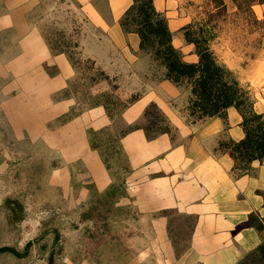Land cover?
<instances>
[{"label": "crops", "instance_id": "obj_1", "mask_svg": "<svg viewBox=\"0 0 264 264\" xmlns=\"http://www.w3.org/2000/svg\"><path fill=\"white\" fill-rule=\"evenodd\" d=\"M61 1L62 6L72 1L77 16L92 27L90 37L95 41V52L107 59L103 70L111 73L123 69V65L133 67L134 77L141 75L146 58L140 52L141 38L137 32H125L121 25L133 0ZM41 3L42 0H0V30L13 27L21 38L20 55L14 63L24 64L22 69L26 71L21 73V83H16V87H21L18 99H25L28 108V115L23 116L35 121L36 117L46 119L49 126L46 124L45 130L49 139L56 137L62 167L78 165L79 173L88 171L89 179L79 176L82 184L72 194L81 202L90 191L94 195L96 191L106 192L120 178L111 172L115 163L103 156V143L88 130L112 127L115 118L104 103L72 113L78 99L69 85L78 66L68 51L50 45L36 23L35 14ZM155 4L158 8L157 0ZM175 7L177 3L168 0L163 4L168 11ZM28 56L36 58L37 73L31 70L34 62L28 66ZM134 77L127 76L130 82ZM161 84L173 86L168 80ZM170 101L159 95L158 89H149L119 113L126 128L117 142L128 171L123 175L124 202L132 203L138 213L146 215L152 234L144 257H149L156 243L159 264H239L262 242L260 231L247 222L251 213L264 217V166L257 169V174L238 176L232 170L234 160L220 148L223 135L235 139L244 136L242 127L237 125L238 115L230 117L229 125L218 117L194 122ZM151 102L162 108L177 131L148 136L145 110ZM36 122L41 126L39 120ZM96 168L106 172V182L95 175ZM69 172L61 176L66 195H70Z\"/></svg>", "mask_w": 264, "mask_h": 264}, {"label": "rangeland", "instance_id": "obj_2", "mask_svg": "<svg viewBox=\"0 0 264 264\" xmlns=\"http://www.w3.org/2000/svg\"><path fill=\"white\" fill-rule=\"evenodd\" d=\"M168 1L177 3V7L168 11L163 9L167 0H157L158 9L168 16L174 31V43L182 48L186 58L195 59L191 55L193 45L185 43L181 27L198 22L205 28L217 58L234 71L242 86L251 91L257 110L264 113V4H254L250 12L240 9L233 0H224V7L217 6L215 0ZM61 3V0H42L35 14L36 23L42 27L50 45L56 50L68 51L78 66V73L69 85L78 99L77 108L72 113L104 103L110 116L115 118L112 127L96 132L92 127L88 130L103 143V156L108 162L115 163L111 172L120 178L113 183L115 191L112 195L102 191H96L94 195L90 191L81 202L72 196L82 184L78 177L88 180V171L79 173L78 165L62 167L56 137L49 139L45 130L46 119L36 117L39 126L35 125L37 122L33 117L23 116L28 115V108H25V99H18L21 87H16V83H21L24 64L14 63V58L20 55L21 38L13 27L1 29L0 245H12L22 250L28 241L34 243L26 257L0 252V264H48L49 254L55 246L54 227L60 230L61 238L54 248L53 264H159L156 243L149 257H144L152 235L148 229L149 220L146 215L138 213L132 203L124 202L123 175L128 171L117 142L126 128L119 120V113L136 95L158 89L159 95L169 98L187 119L194 121L196 117L187 108L188 90L173 83V86H163V67L150 54H145L141 75L134 77L133 67L123 65L120 67L124 70L111 73L103 70V62L107 59L104 54L95 52V41L90 37L94 32L92 27L77 16L72 1L64 6ZM31 23L35 24V21ZM32 62L31 70L37 73L34 56L28 58V66ZM127 76L134 77V80L130 82ZM67 171L71 176L70 195L62 190L61 176ZM94 173L103 183L106 182L103 168H96ZM8 196L20 199L25 205L26 217L16 225L7 220L3 203ZM86 212L89 216L83 218Z\"/></svg>", "mask_w": 264, "mask_h": 264}, {"label": "trees", "instance_id": "obj_3", "mask_svg": "<svg viewBox=\"0 0 264 264\" xmlns=\"http://www.w3.org/2000/svg\"><path fill=\"white\" fill-rule=\"evenodd\" d=\"M215 1L217 6H225L224 0ZM233 1L240 9L250 12L254 4H264V0ZM121 25L125 32L139 34L140 52L143 55H152L153 59L163 67L162 80L171 81L176 86L188 90L187 108L190 114L196 117L194 122L218 117L229 125L230 117L233 114L238 115L237 125L242 127L244 136L235 139L232 136L226 138L223 135L219 146L234 160L232 170L236 175L257 174V169L264 166V113L257 110L256 100L251 91L242 86L234 71L217 58L209 44V37L203 25L191 22L181 27L185 43L193 45L191 55L194 56V60H188L182 48L175 45L174 31L170 26L169 18L157 8L155 0H133L121 18ZM135 99L137 95L129 103ZM145 119L147 125L144 126L151 138L163 132L177 131V127L163 110L157 108L155 102L147 106ZM93 146L96 145L93 143ZM114 186L108 189L106 194L112 195L115 191ZM3 205L11 225H16L25 219V205L20 199L8 196ZM88 216L89 213L86 212L83 218ZM247 223L260 231L262 242L239 264H264V217L251 213ZM52 231L55 248L60 242L61 233L57 227H54ZM33 243L32 240L28 241L22 250L12 245H0V252L26 257ZM44 246L47 245L44 244ZM54 248L49 254L48 264L54 263L56 250Z\"/></svg>", "mask_w": 264, "mask_h": 264}]
</instances>
